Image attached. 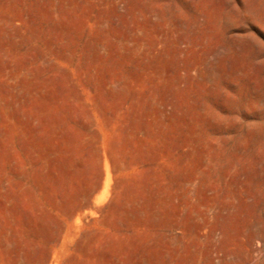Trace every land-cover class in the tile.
I'll return each mask as SVG.
<instances>
[{"label":"rangeland","instance_id":"374dc122","mask_svg":"<svg viewBox=\"0 0 264 264\" xmlns=\"http://www.w3.org/2000/svg\"><path fill=\"white\" fill-rule=\"evenodd\" d=\"M0 264H264V0H0Z\"/></svg>","mask_w":264,"mask_h":264}]
</instances>
